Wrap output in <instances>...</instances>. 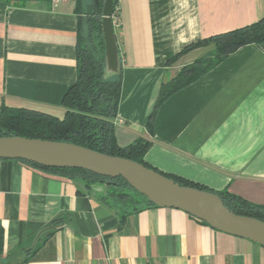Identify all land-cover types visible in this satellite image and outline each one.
<instances>
[{
    "label": "crops",
    "instance_id": "0c3cea01",
    "mask_svg": "<svg viewBox=\"0 0 264 264\" xmlns=\"http://www.w3.org/2000/svg\"><path fill=\"white\" fill-rule=\"evenodd\" d=\"M76 4L0 0V106L63 117L62 100L76 80ZM114 5L117 145L146 140L149 166L264 207V43L239 48L170 95L147 128L161 85L213 47L168 64L173 55L258 22L264 0ZM108 190L0 160V264H264V247L178 209L149 207L122 218L102 201Z\"/></svg>",
    "mask_w": 264,
    "mask_h": 264
},
{
    "label": "trees",
    "instance_id": "16d2710c",
    "mask_svg": "<svg viewBox=\"0 0 264 264\" xmlns=\"http://www.w3.org/2000/svg\"><path fill=\"white\" fill-rule=\"evenodd\" d=\"M76 5L79 18L76 32L78 35L75 56L76 80L62 100L65 110L63 117L57 118L36 110L13 108L2 104L0 106V137L18 136L26 139L66 142L101 154L127 159L153 169L159 174L162 173L144 161L145 154L150 148L148 141L137 139L123 148L117 145L113 121L116 118L120 100L121 73L106 77L103 72L104 45L101 34L103 0H77ZM261 43H264V17L247 27L192 43L173 55L168 64L174 63L179 56L195 48L213 47L204 58L182 67L170 82L161 85L154 109L149 117L148 130L152 129L157 109L170 95L195 82L239 48ZM16 161L48 173L80 180L86 186L105 183L108 180L85 170L67 167L46 168L21 160ZM162 174L173 179L180 186L201 189V191L217 195L223 205L236 215L264 222V207L242 200L226 189L213 191L182 178ZM108 188L102 201L108 206L116 207L122 218L145 208L156 207L147 202L144 196L133 190L122 178L112 179ZM1 241L2 231L0 230V253Z\"/></svg>",
    "mask_w": 264,
    "mask_h": 264
},
{
    "label": "water",
    "instance_id": "95a60500",
    "mask_svg": "<svg viewBox=\"0 0 264 264\" xmlns=\"http://www.w3.org/2000/svg\"><path fill=\"white\" fill-rule=\"evenodd\" d=\"M114 0H103L101 34L104 45V74L120 73V55L112 17ZM0 160H21L46 168L80 169L107 178H122L147 202L174 208L206 223L217 231L247 239L264 247V222L228 210L212 193L180 186L162 173L120 157L101 154L74 144L18 136L0 137Z\"/></svg>",
    "mask_w": 264,
    "mask_h": 264
},
{
    "label": "built area",
    "instance_id": "2783aa9c",
    "mask_svg": "<svg viewBox=\"0 0 264 264\" xmlns=\"http://www.w3.org/2000/svg\"><path fill=\"white\" fill-rule=\"evenodd\" d=\"M7 1H10V2H12V1H14V0H7ZM54 3H59V2H61V1H64V0H52ZM116 121V120H115ZM119 122H121V121H119Z\"/></svg>",
    "mask_w": 264,
    "mask_h": 264
},
{
    "label": "rangeland",
    "instance_id": "374dc122",
    "mask_svg": "<svg viewBox=\"0 0 264 264\" xmlns=\"http://www.w3.org/2000/svg\"><path fill=\"white\" fill-rule=\"evenodd\" d=\"M4 264H6V263H4Z\"/></svg>",
    "mask_w": 264,
    "mask_h": 264
}]
</instances>
